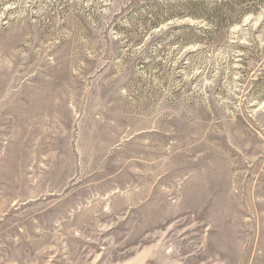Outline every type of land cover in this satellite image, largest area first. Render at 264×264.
<instances>
[{
	"label": "rangeland",
	"instance_id": "obj_1",
	"mask_svg": "<svg viewBox=\"0 0 264 264\" xmlns=\"http://www.w3.org/2000/svg\"><path fill=\"white\" fill-rule=\"evenodd\" d=\"M0 264H264V0H0Z\"/></svg>",
	"mask_w": 264,
	"mask_h": 264
},
{
	"label": "trees",
	"instance_id": "obj_2",
	"mask_svg": "<svg viewBox=\"0 0 264 264\" xmlns=\"http://www.w3.org/2000/svg\"><path fill=\"white\" fill-rule=\"evenodd\" d=\"M247 11V10H246ZM253 11V10H251ZM233 10L231 11H228L227 13L229 14H232ZM246 13V12H245ZM212 14V13H211ZM189 17L192 18V20H195V21H199V22H202V20H207V15L206 13H204L203 11L200 10H196L195 12H189L188 13ZM214 17L216 18V29L217 28H220L224 23H229L230 25H232V23H236V22H240V18L238 19H235L236 17H233V18H229L226 14L222 15L220 12H215V15ZM190 30H193V31H198V32H204V33H211L209 32V30L206 28V27H200V26H196V27H189ZM217 33L218 32V29L215 30ZM211 35V34H210Z\"/></svg>",
	"mask_w": 264,
	"mask_h": 264
}]
</instances>
